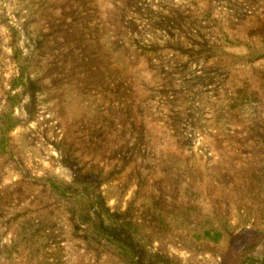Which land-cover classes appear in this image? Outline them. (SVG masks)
<instances>
[{"label": "rangeland", "instance_id": "1", "mask_svg": "<svg viewBox=\"0 0 264 264\" xmlns=\"http://www.w3.org/2000/svg\"><path fill=\"white\" fill-rule=\"evenodd\" d=\"M95 239L264 260V0H0V264H121Z\"/></svg>", "mask_w": 264, "mask_h": 264}, {"label": "trees", "instance_id": "2", "mask_svg": "<svg viewBox=\"0 0 264 264\" xmlns=\"http://www.w3.org/2000/svg\"><path fill=\"white\" fill-rule=\"evenodd\" d=\"M40 182H43L41 183L43 187L46 185L47 189L52 191L53 194L57 195L59 199H62V202L64 201V199H67L66 202L67 208H72L77 206L75 204L76 201L74 197L71 194L66 196L63 190H61L57 184L46 179L43 181L40 180ZM70 212L71 214H73V211ZM79 216H80L79 211L75 212V220H78ZM115 241L116 240L112 241V239H95V242L93 244L94 245L96 244L95 246H98L99 244L109 245V247H111L114 251H116L117 254L121 255L120 258L121 264H139V261L133 256V254H131L130 249L127 245H125L122 241H117L118 243H115ZM258 264H264V260L260 261Z\"/></svg>", "mask_w": 264, "mask_h": 264}]
</instances>
